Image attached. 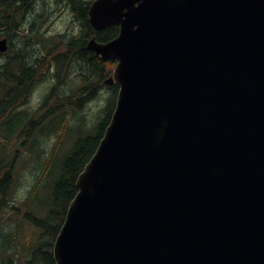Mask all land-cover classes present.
I'll return each mask as SVG.
<instances>
[{
	"label": "water",
	"instance_id": "1",
	"mask_svg": "<svg viewBox=\"0 0 264 264\" xmlns=\"http://www.w3.org/2000/svg\"><path fill=\"white\" fill-rule=\"evenodd\" d=\"M116 102L55 264H264V0H93ZM7 40H0V53Z\"/></svg>",
	"mask_w": 264,
	"mask_h": 264
},
{
	"label": "rangeland",
	"instance_id": "2",
	"mask_svg": "<svg viewBox=\"0 0 264 264\" xmlns=\"http://www.w3.org/2000/svg\"><path fill=\"white\" fill-rule=\"evenodd\" d=\"M79 28L80 24L67 7L65 0H34L24 17L22 30L10 39L11 47L7 51L8 55L6 57L12 56L20 50H23L28 57H32L38 53L40 48L33 39L36 32L44 36L48 48L49 41L52 38H59L58 36H60L63 40L69 41L76 35ZM91 54L93 55V53ZM1 61L2 59H0ZM79 71L77 65L71 69L70 76L59 90L60 93L73 92L84 85L83 81L78 77ZM52 83L50 79L37 83L32 91L31 100L17 112L33 115L34 111L41 105L43 97L48 91L53 92L51 91ZM113 96V87L102 86L96 96L89 102L86 101L80 109L75 108L72 113L65 111L64 117L61 116L62 112H58L59 115L55 114L54 117L51 116L45 119L42 123L43 128H38L36 131H34V128H31L29 135H26V137L17 130L18 126L12 130L9 138L3 140V152H0V160L6 163L13 162V184L6 196L0 197V217L4 206L6 211L9 212L15 209L16 206L21 209L22 213L25 210H32V215L35 219H42L43 214L45 216L44 210L51 208L63 209L66 206V196L62 198H58V196V199L53 198L55 185L59 181L61 174L64 173L63 164L67 165L70 151L81 147V145H78L81 140L87 142V139H89L90 141L87 144V149L82 159L77 165L73 166L72 170L76 173L83 167V164L88 160L91 151L95 147L101 128L106 123L108 108L112 106ZM106 108L107 112H105ZM49 120L50 122L47 123ZM61 120L64 123L62 129L60 127H57L55 130L51 129L54 121L59 122ZM0 131L8 132L5 125L0 128ZM57 131L58 134H56ZM58 139H60L59 147L55 145ZM51 155L54 156L51 171H48V174L45 175V171L43 170L45 161ZM42 175L45 178L41 181L37 192L32 194L33 185L37 180L42 178ZM50 198L56 203L51 207L48 206ZM4 214L7 215V213ZM11 215L6 222L0 223V231L3 228L4 232L9 233L16 226L15 220L29 219L28 216L15 217L16 213H11ZM0 219L4 220L7 217ZM26 224L29 225L30 223L26 220ZM22 236L24 244H21L17 248V251L21 254V249L23 250L21 254L22 261L25 262L29 250L37 244L38 236L34 237L32 230L28 227H23ZM26 238L28 239L25 242ZM12 254L13 252L11 251L10 256Z\"/></svg>",
	"mask_w": 264,
	"mask_h": 264
},
{
	"label": "trees",
	"instance_id": "3",
	"mask_svg": "<svg viewBox=\"0 0 264 264\" xmlns=\"http://www.w3.org/2000/svg\"><path fill=\"white\" fill-rule=\"evenodd\" d=\"M33 1L34 0H0V38L6 37L9 40L11 39V32H14L15 28L22 24L25 14L29 11ZM65 1L67 7L80 24L79 31L74 37H72L69 41L63 40L62 37L56 41L50 40L49 47L47 48V41L44 39V36H42V34L39 35L38 32H36L33 39L39 46L40 50L34 57H28L23 50L17 51L9 57H6L8 55L7 51L2 54L0 53V59H2L0 62V127L5 123L6 118L10 116V113H14L16 109L22 108L31 100L32 91L37 83L50 79L53 82L51 85V91L55 90V92H57L61 88L68 78V74H66L65 77L63 76L66 69L63 66V63L66 61V56L69 52H72L75 56V62L77 63L74 62V68L76 65L79 68L80 71L78 72V77L83 81L84 85L75 89L71 98L58 97L57 95H54L55 92L51 96L52 92H50V94L48 92V94L43 97L41 105L34 113L39 118L45 119L49 115H53L55 112H60L68 107H72L70 104H73L76 109H80L86 101L89 102L96 96L102 80L111 74L114 62L111 60L101 61L99 58L94 57L90 52H87L85 48V41L90 36H95L98 41L102 42L111 40L117 35L118 29L110 27L99 33L94 32L87 21L88 5L90 1ZM71 63L73 64V62ZM52 67H54L53 72L51 71ZM10 75L12 76L11 79H9ZM115 98L116 87L114 88L112 106L108 108V112L107 108L105 110V112H107L106 123L101 128L95 147L91 151L89 158L97 147L103 131L110 120L115 105ZM49 106V113H45L43 109H47ZM51 109H53V111ZM65 113L66 112H64V116ZM20 120L21 118L18 117L15 119V123L17 124ZM63 126L64 123L62 120L59 122L54 121L51 129L55 130L57 127L62 129ZM7 130L8 132L0 131V152H3V140H7L9 138L13 129L7 128ZM56 134H58V131ZM89 141V139H87V142H85V140H81L78 144L81 145V147L75 148L73 151L69 152L70 155L68 154L69 160L67 165H65V163L63 164L64 173L61 174L59 181L55 185L56 187L54 189L53 198L56 199L58 196V198L66 196V206L63 209H58L59 215H61L58 228L64 220L66 208L68 207L70 200L76 193V188L74 186L75 179L83 167L76 173L72 170V168L82 159ZM55 145L57 147L60 146V139L56 140ZM53 160L54 156L51 155L45 161V166L43 168L45 175L48 174V171H51ZM87 161L88 160H86V162ZM84 165L85 164H83V166ZM12 167L13 162L6 163L5 161L0 160V197H5L13 184ZM2 171L5 173L3 172L4 174H2ZM43 178L45 177L42 175V178L37 180L33 185L32 194L37 192ZM55 204V201L50 198L48 206L51 207ZM22 233L23 223L20 222L16 223L15 228H13V230L9 233L4 232L3 228L1 229L0 261H2V263L0 264H23L21 255L23 250L21 249V254L17 251V248L20 247L21 244H24ZM44 247H49V249H51L52 244H46ZM39 249L37 248L33 250L32 253L34 257H31L32 261L29 264H40V262L37 261V258L40 255H36L37 251L50 255V257L52 256L51 253H45L48 249L45 250V252L42 249ZM11 251L13 252L12 256H10ZM14 256L16 259H14Z\"/></svg>",
	"mask_w": 264,
	"mask_h": 264
},
{
	"label": "flooded vegetation",
	"instance_id": "4",
	"mask_svg": "<svg viewBox=\"0 0 264 264\" xmlns=\"http://www.w3.org/2000/svg\"><path fill=\"white\" fill-rule=\"evenodd\" d=\"M20 29H21L20 25L17 26V28H15L16 33H19ZM10 47H11V43L9 44V48ZM35 55H37V54H35ZM35 55H33L32 57H34ZM111 61H113V60H111ZM71 62H73V64ZM74 62H75L74 54L72 52H69L68 55L66 56V61H64V63H63V66L66 68L65 72L63 74L64 77H65L66 74H68V77L70 76L71 69L74 67V64H75ZM53 70H54V67H52L51 71L53 72ZM11 77L12 76L10 75L9 79H11ZM59 90L57 92H55V90H54L52 92L51 96L55 92L54 95H57L58 97L71 98L73 96V93H74V91L73 92L72 91H67V92L60 93ZM48 92L50 94V91H48ZM68 100H70V99H68ZM69 104H70V102H69ZM70 105L72 107H68L67 109H64V110L60 111V112H62V115H61L62 117H63L65 111H67V113L74 112L75 106L73 104H70ZM37 109L34 111V113L37 111ZM51 110L53 111V109H51ZM43 111L45 113H49L50 109L49 108L48 109H43ZM55 114H58V112H55L53 115H49L45 119H47V118H49L51 116L54 117ZM18 117H20L21 120L16 124L15 123V119H17ZM45 119L39 118L35 114L32 115V114H28V113L14 112V113H10V116L7 117L6 120H5V123H6L7 128H11V129H13L17 125L19 132L24 134L25 137H26V135H29L31 128H34V131H36L38 128H41L43 126L42 123L45 121ZM8 120H9L10 124H9ZM50 120H52V119H50ZM47 125H46V127H47ZM46 127H44V128H46ZM4 173H2V174H4ZM32 212H33L32 210H25L22 213L21 209L19 207H17V206H16L15 209L10 210V212L6 211V208L4 206L2 211H1V217L0 218L7 217V219H4V220L0 219L1 220V224L6 222L9 219L8 217L12 216L11 213H16L15 217L28 216L29 219H26V220L30 223L29 225L26 224V220L25 219L15 220L14 223H19V222L23 223V227H28V228H30L32 230V234H33L34 237L38 236L37 244L35 245V246H38V247L33 246L29 250L28 257L25 260V262H23V264H29L32 261L31 257H34L32 252H33L34 249H37V248L38 249L40 248L39 250L42 249L44 252H45V250L48 249V251H46L45 253H51V255H52L53 242H54L55 237H56V235H57V233H58V231L60 229V227L58 228V224H59V222L61 220V215H59V210L58 209H52L51 208L49 210H44L45 216L43 214V218L42 219L33 218ZM4 213H7V215L4 214ZM27 239L28 238H26L25 242L27 241ZM50 243L52 244L51 249H49V247L48 248L44 247L46 244H50ZM37 254H40L38 256V258H37V261H39L40 264H54L52 256L50 257V255H46V254H44L42 252H38V251H37L36 255ZM0 263H2V261H0Z\"/></svg>",
	"mask_w": 264,
	"mask_h": 264
},
{
	"label": "bare ground",
	"instance_id": "5",
	"mask_svg": "<svg viewBox=\"0 0 264 264\" xmlns=\"http://www.w3.org/2000/svg\"><path fill=\"white\" fill-rule=\"evenodd\" d=\"M92 53V52H91ZM75 57V56H74ZM93 61V60H92ZM83 62V61H82ZM86 62V61H85ZM25 72V71H24ZM36 82V81H35ZM52 256H53V254H52ZM54 264H55V262H54Z\"/></svg>",
	"mask_w": 264,
	"mask_h": 264
}]
</instances>
